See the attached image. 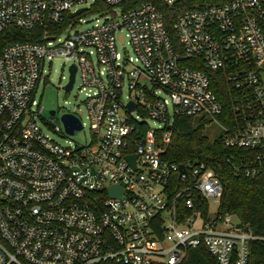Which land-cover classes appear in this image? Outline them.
Returning a JSON list of instances; mask_svg holds the SVG:
<instances>
[{"label":"built area","instance_id":"1","mask_svg":"<svg viewBox=\"0 0 264 264\" xmlns=\"http://www.w3.org/2000/svg\"><path fill=\"white\" fill-rule=\"evenodd\" d=\"M161 4L179 6L177 45ZM91 13L101 19L76 28ZM38 28L39 41L7 44L0 55V264H188L201 246L216 264H250V243L261 238L221 212L214 171L163 155L177 117L193 116L218 124L226 146L261 152L247 176L264 168V0H0V34ZM56 57L77 69L65 92L79 79V91L88 90L86 144L71 140L85 128L81 107L63 113L82 124L69 136L63 115L45 117L37 98ZM192 60L226 73L232 127L219 120L224 107L209 76L185 64ZM114 185L120 198L109 193Z\"/></svg>","mask_w":264,"mask_h":264},{"label":"trees","instance_id":"2","mask_svg":"<svg viewBox=\"0 0 264 264\" xmlns=\"http://www.w3.org/2000/svg\"><path fill=\"white\" fill-rule=\"evenodd\" d=\"M224 1V0H222ZM102 5V3L100 4ZM181 6L190 8L188 2ZM165 16L166 27L172 41L177 45V36L173 29L178 7L161 4ZM42 28L32 32L10 29L0 34V55L7 44L16 42H36L42 35ZM186 65L204 71L210 78L211 88L224 107L223 115L219 120L223 125L232 127L236 122L235 90L227 82L226 73L214 71L206 66L197 65L195 61H186ZM210 121L193 116L177 117L173 126V135L170 143L166 145L164 158L173 163L205 164L212 169L223 184V196L220 210L223 214L236 215L241 225L261 239L250 243V264H264V168L260 173L252 176L246 175V168L257 161L261 152L232 148L225 145L223 136L211 140L204 134ZM144 130V127L141 126ZM178 176H175L176 183ZM182 186L177 184L171 188L176 193ZM200 209L206 211L208 206L201 204L198 196L195 197ZM180 213H188L184 201L178 203ZM188 264H216V260L208 250L201 246L188 252Z\"/></svg>","mask_w":264,"mask_h":264},{"label":"rangeland","instance_id":"3","mask_svg":"<svg viewBox=\"0 0 264 264\" xmlns=\"http://www.w3.org/2000/svg\"><path fill=\"white\" fill-rule=\"evenodd\" d=\"M85 22L87 24L78 23L76 28H88L95 23L96 19H101L98 13H91L89 15L83 16ZM118 50L124 53V50L130 52L132 56V51L130 46L126 45L123 47L121 45H117ZM71 63L65 60L64 57H56L52 60L51 65L47 63L45 67V75L49 76V79L46 83L41 82L37 91V98L41 101V104L45 107V117L49 118L51 116L52 111H56L58 116H62L63 113H68L74 111L79 107L84 111V115L82 116L83 123L85 124L84 131L76 133L74 137L71 138L72 141L78 144H86L90 141L91 138V121L88 118V112L84 107V100L86 99V94L88 90L85 92H80L79 87L81 80L79 79L76 88L69 93H66L64 87L69 82ZM165 99H168L167 95L163 92L159 93ZM172 112V110H170ZM135 118L138 116V113H134ZM147 123L151 128H163V124L161 122H157L152 119H148ZM47 133V132H46ZM222 133L221 128L216 123L209 122L207 125L204 134L209 137L211 140L219 137ZM52 138L58 141L61 144H65L67 139L62 138L57 134H51ZM212 209L216 210L217 204L215 202L211 203ZM236 220V219H235Z\"/></svg>","mask_w":264,"mask_h":264},{"label":"water","instance_id":"4","mask_svg":"<svg viewBox=\"0 0 264 264\" xmlns=\"http://www.w3.org/2000/svg\"><path fill=\"white\" fill-rule=\"evenodd\" d=\"M83 11H85V9H82V10L78 11L77 13L71 14L70 17H74L77 14L82 13ZM76 71H77V69H76L75 66H72L70 68V73H71L70 81H69L68 85L65 87V89L67 91H71L73 89L74 82H75ZM128 109H129V112L135 111L136 104L135 103H130L129 106H128ZM55 114H56V111H52L51 112V115H55ZM62 122L64 124L65 131H66V133L69 136H73L76 131H81L82 130V124H81L80 119L78 117L74 116V115H69V114L63 115L62 116ZM136 158H137L136 156L129 157V159L132 162V165L134 166V168L136 167V165H135ZM181 172L182 173L186 172L184 166L181 167ZM109 193H110L111 197L120 198L123 195L124 190L120 186L114 185V186L109 188Z\"/></svg>","mask_w":264,"mask_h":264}]
</instances>
